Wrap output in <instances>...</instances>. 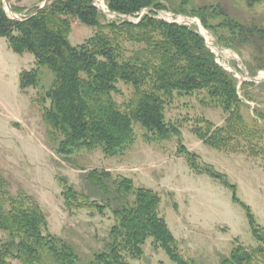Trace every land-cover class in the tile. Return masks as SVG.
I'll return each instance as SVG.
<instances>
[{
    "label": "trees",
    "instance_id": "trees-1",
    "mask_svg": "<svg viewBox=\"0 0 264 264\" xmlns=\"http://www.w3.org/2000/svg\"><path fill=\"white\" fill-rule=\"evenodd\" d=\"M244 1L249 7L264 2ZM95 2L50 0L31 8L13 5L15 13L28 15L21 19L11 15L0 0V37L16 53H33L38 66H47L54 74L44 91L39 68L23 70L20 86L40 89L38 104L56 151L65 157L81 149L119 155L136 139L134 123L146 129V140L177 137L178 152L190 168L222 182L246 211L256 245L247 247L236 238L221 264H264V228L251 207L236 196L237 185L189 150L181 142V127L166 117L167 107L177 96L204 91L208 101L224 110L225 122L215 125L206 120L205 126L198 125L193 132L215 149L264 153V110L255 107L248 116L244 112L249 108L246 101L254 100L247 87H264V82L240 84L218 62L196 26L159 17L162 11L197 16L217 35V42L241 55L247 50L250 60L245 64L256 75L264 69V13L245 21L223 2L188 6L187 0H104L107 10L117 15L109 19ZM73 18L96 29L78 45L69 38ZM120 82L133 87L131 97L122 104L114 97ZM110 176L97 169L87 174L90 186L106 196L104 204L57 176L68 210H112L115 221L107 248L88 263L82 262L71 243L49 230L47 216L32 196L24 191L11 195L7 185L0 183V230L6 234L0 240V264H128L127 257L143 256L149 238L176 264H199L181 252L161 214L159 192L136 187L130 178Z\"/></svg>",
    "mask_w": 264,
    "mask_h": 264
},
{
    "label": "rangeland",
    "instance_id": "rangeland-1",
    "mask_svg": "<svg viewBox=\"0 0 264 264\" xmlns=\"http://www.w3.org/2000/svg\"><path fill=\"white\" fill-rule=\"evenodd\" d=\"M11 15L18 17L13 5L31 8L45 0H3ZM167 2V0H164ZM188 6L223 2L232 14L250 21L264 13V2L247 6L244 0H187ZM106 11L104 0H96ZM146 10L143 11V13ZM159 13L168 21L201 26L209 37L210 48L218 62L232 72L239 83L264 82V69L256 75L250 73L246 60L250 54L217 42V35L208 30L197 16L174 15L169 11ZM115 19L116 14L106 13ZM137 21V17H129ZM70 41L83 43L93 35L95 28L78 19H71ZM39 68L44 91L51 85L54 74L47 66H38L33 53L22 54L11 50L4 37H0V183L7 185L11 195L24 191L34 198L44 210L49 230L71 243L83 263L91 261L97 253L106 250L110 230L114 225L111 208L103 213L89 209H67L58 183L65 177L76 190L90 194L93 199L106 203V196L93 189L87 174L92 170L110 173V179L130 178L136 187L151 188L161 195V214L179 241L180 250L199 264H221L237 238L245 246L256 245L245 209L236 202L234 193L209 174L194 172L185 156L178 152V138L146 140V129L134 123L136 139L121 154L106 156L102 150L81 149L68 157L60 155L51 140L48 125L38 104L39 88L23 90L20 74L23 70ZM260 77L252 81L251 77ZM50 85V86H49ZM114 94L120 103L126 102L133 87L120 82ZM254 100H247L245 114L253 115L255 107L264 110V87H247ZM42 91V89H41ZM205 92L177 96L166 109V117L181 127V142L196 152L205 164L225 173L237 185L236 196L248 204L258 223L264 228V153L229 151L212 148L194 132L196 126H205L206 120L223 125L226 114L216 103L206 99ZM41 95V94H40ZM51 100H47L50 106ZM206 167V165H205ZM114 187L112 186L111 189ZM6 234L0 230V240ZM142 257H127L128 264H176L161 248H156L149 238Z\"/></svg>",
    "mask_w": 264,
    "mask_h": 264
},
{
    "label": "water",
    "instance_id": "water-1",
    "mask_svg": "<svg viewBox=\"0 0 264 264\" xmlns=\"http://www.w3.org/2000/svg\"><path fill=\"white\" fill-rule=\"evenodd\" d=\"M49 1H50V0H45L41 6H44V5H45L47 2H49ZM95 1H96V0H95ZM95 4H96V6H97L99 9H101V8L98 6V4H97L96 2H95ZM8 9H9V11L12 12V10L10 9V7H9ZM101 10H103L105 13L110 12V11H106V10H104V9H101ZM160 13H164V12L162 11V12H160ZM17 15H18V18H21V19L28 18V15H26V14H17ZM121 17L124 18V19H127V18H128L127 16H121ZM200 33H201V32H200ZM201 34L203 35V33H201ZM203 36H204V38L206 39L205 35H203ZM206 42H207V45L210 47L211 45L209 44V42L207 41V39H206ZM250 80L259 82L261 79H260V77L256 76V77H251Z\"/></svg>",
    "mask_w": 264,
    "mask_h": 264
},
{
    "label": "bare ground",
    "instance_id": "bare-ground-1",
    "mask_svg": "<svg viewBox=\"0 0 264 264\" xmlns=\"http://www.w3.org/2000/svg\"><path fill=\"white\" fill-rule=\"evenodd\" d=\"M201 31H202L203 35H205L207 41L209 42V37H208V35L205 33V31L203 30L202 26H201ZM209 44H210V42H209Z\"/></svg>",
    "mask_w": 264,
    "mask_h": 264
}]
</instances>
